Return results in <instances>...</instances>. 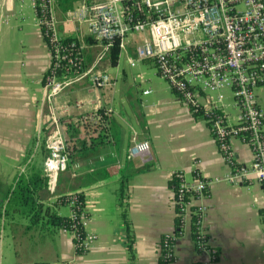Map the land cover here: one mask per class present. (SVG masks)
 <instances>
[{
	"label": "crops",
	"instance_id": "crops-1",
	"mask_svg": "<svg viewBox=\"0 0 264 264\" xmlns=\"http://www.w3.org/2000/svg\"><path fill=\"white\" fill-rule=\"evenodd\" d=\"M56 14L62 36L87 35L85 24L66 21L68 12L57 8ZM141 40L138 35L128 39L120 55H126L132 82L121 58L116 67L107 60L102 69L111 76L112 87L96 89L85 80L43 105V78L51 55L33 1L0 0V264H131L120 204L122 184L135 264H159L161 239L177 231L170 186L174 175L182 172L187 183H195L197 178L224 179L231 172L205 119L175 97L169 85L151 83L152 61L137 60ZM95 55V48L90 49L89 59ZM257 95L264 112V87ZM226 106L236 114L230 99ZM109 108L113 112L107 127L98 129L88 117L96 109ZM52 112L68 131L70 162L56 187L40 193L44 215L35 222L7 210V197L18 174H26L31 166L44 173L47 131L40 143L37 133ZM231 146L240 163L252 164L250 146L238 139H232ZM76 193L84 194L91 216L88 230L98 235L85 253L45 215L50 209L69 217V207L60 200ZM206 194L196 203L208 207L203 227L218 252L216 264H264L263 186L255 180L239 185L218 181ZM183 229L175 242V264H208L211 256L197 248L192 221Z\"/></svg>",
	"mask_w": 264,
	"mask_h": 264
},
{
	"label": "built area",
	"instance_id": "built-area-1",
	"mask_svg": "<svg viewBox=\"0 0 264 264\" xmlns=\"http://www.w3.org/2000/svg\"><path fill=\"white\" fill-rule=\"evenodd\" d=\"M32 1L51 55L50 69L43 78V105L85 80L96 89L112 87L114 82L102 63L109 60L117 40L122 51L128 39L138 35L142 40L136 47L137 60H151L174 96L193 114L202 112L231 172L224 179L197 178L195 183H187L184 173H176L174 177L182 183L178 193L174 192L173 203L184 225L186 221L196 225L195 243L199 251L211 256L208 264H216L218 252L209 244L203 227L208 207L196 200L204 199L211 184L218 181L239 185L255 180L264 190V112L257 95L264 87V0H84L68 12L66 21L85 24L87 35L72 36V40L60 32L55 0ZM87 37L95 42L87 43ZM92 48L96 55L90 62ZM227 99L236 114L227 111ZM112 112V108L104 112L96 109L88 119L105 129ZM44 131L48 151L44 175L51 190L68 169L71 147L68 131L55 112L38 130V143ZM232 139L251 147V165L239 162ZM61 203L69 207L71 220V226L62 230L73 236L79 253L89 251L98 235L88 230L91 216L87 201H81L77 193ZM183 233L184 229L179 235ZM165 237L174 243L161 239L160 260L175 264L174 247L180 236L175 232Z\"/></svg>",
	"mask_w": 264,
	"mask_h": 264
},
{
	"label": "trees",
	"instance_id": "trees-1",
	"mask_svg": "<svg viewBox=\"0 0 264 264\" xmlns=\"http://www.w3.org/2000/svg\"><path fill=\"white\" fill-rule=\"evenodd\" d=\"M56 1V7L63 13H67L71 10H73L77 3L84 1V0H55ZM69 40H72V37L68 38ZM86 42L89 44H93L95 41L88 37L86 39ZM121 55V47L120 42L117 40L113 46V48L110 51L109 54V60L111 63V66L116 67L119 64ZM90 61V59H88ZM104 112L105 110H102ZM197 117H202V112L195 113ZM98 129L100 127L96 126ZM46 154H48V151L45 149ZM182 180L178 177H174L170 181V186L173 189V191L177 194L180 186H181ZM49 185V179L44 175L43 170L41 168H38L36 166L29 167V171L24 174L20 173L15 177V184L11 186L9 192H8V204H7V210L14 209L18 212H21L26 217H29L31 221H40L42 216L44 215V207L41 203L40 199V193L42 190H45ZM125 185L122 184L120 188V204L121 207L124 208L122 213V218L125 224V227L127 229V233L129 234V243H128V250L130 254V261L131 264H135V253H134V237L131 235V226L130 222L128 220L127 210H125ZM77 194V193H76ZM80 195L81 201H85V196L83 193H78ZM190 193H187V197H189ZM67 197L61 198V202H63ZM179 210V208H177ZM262 214L264 216V211H262ZM46 216L50 219L51 223L54 226L57 227H65L67 225L71 226V220L69 217H63L59 216L56 212H52L50 209H46ZM176 226L177 236L179 235L180 230L183 229V221L179 218L176 219ZM195 226L193 227V232L195 236ZM162 240H167L169 243H174L170 238L163 237ZM163 260H160L159 264H164Z\"/></svg>",
	"mask_w": 264,
	"mask_h": 264
},
{
	"label": "rangeland",
	"instance_id": "rangeland-1",
	"mask_svg": "<svg viewBox=\"0 0 264 264\" xmlns=\"http://www.w3.org/2000/svg\"><path fill=\"white\" fill-rule=\"evenodd\" d=\"M121 58V63H122V66L123 67H125L126 68V71H127V73H128V81L129 82H132V77H131V75H130V68H129V66L126 64V55L123 53V55L120 57ZM108 60V59H107ZM106 60V61H107ZM93 61V59H91L90 60V62H92ZM141 69V67L139 68H137V69H135V71H139ZM148 72H150L151 73V78H152V84H160V83H163V84H165L166 86H168L169 84H168V82L164 79V78H162L161 76H160V74H159V72H158V70L156 69V67H154V68H151ZM63 177V178H62ZM61 179H65L64 181L67 183L70 179L68 178V176H64V175H61ZM74 182H76V181H73L72 180V183H74ZM69 183H70V181H69ZM3 188H4V186H2V190H3ZM73 188H75V184L73 185Z\"/></svg>",
	"mask_w": 264,
	"mask_h": 264
}]
</instances>
